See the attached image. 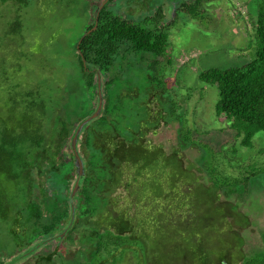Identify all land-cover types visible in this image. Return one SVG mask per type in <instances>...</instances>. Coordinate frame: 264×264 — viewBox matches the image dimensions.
Returning <instances> with one entry per match:
<instances>
[{"label":"trees","instance_id":"16d2710c","mask_svg":"<svg viewBox=\"0 0 264 264\" xmlns=\"http://www.w3.org/2000/svg\"><path fill=\"white\" fill-rule=\"evenodd\" d=\"M11 1L20 7L28 4V0ZM103 1L76 47L83 85L88 89L97 88V72H108L124 54L160 56L168 46L166 26L160 24V7L154 15L135 21L113 13L109 9L113 0ZM179 8L192 12L187 4ZM96 13V27L91 29ZM252 24L256 46L251 60L239 66L210 67L198 75L200 81L216 84L219 98L215 115L229 120L235 135L241 138L240 144L247 147L251 146L254 134L264 130L263 0ZM10 26L14 33L21 28L18 11ZM112 81L110 78L101 82L107 91L103 93L101 112L79 134L77 144L83 152L84 173L78 182L73 156L76 179L72 188H80L81 210L74 209L71 217L70 200L67 211L47 221L41 220L40 205L29 199L32 174L45 167L54 172L64 168L67 162L62 149L77 125L73 127L67 119L69 113H64L62 107L50 111L39 86L22 87L16 83L10 87L4 112L0 111V177L5 186L0 201L9 200L15 205L12 220L41 224L40 231L38 227L33 231L47 235L37 243L41 246L47 241L45 237L54 234L59 221L69 217L65 228L70 235L76 230L80 241L87 237L95 244L91 264H130L129 253L134 256L132 251L147 249L151 254L139 264H188L196 253L209 264H264V232L262 249L245 255L239 230L249 225V218L237 204L222 199L220 193L222 188L246 185L250 178L264 175V165H248L244 173L235 176L224 174L213 160L216 154L208 144L196 142L190 130L184 129V142L190 141L193 147L208 151L207 177L204 176L178 150L166 153L161 145L146 138L147 133L156 131L163 118L161 112L157 121L148 126L145 116L132 114L128 109L123 115L119 100L111 92ZM153 97L154 93L143 102L148 118L154 117ZM47 121L50 130L45 127ZM2 217L7 219L9 215ZM13 243L15 247L27 246L18 238V230H14ZM36 249L30 247L7 262L0 260V264H16L24 253L31 254ZM56 251L41 254L36 264H54Z\"/></svg>","mask_w":264,"mask_h":264},{"label":"rangeland","instance_id":"374dc122","mask_svg":"<svg viewBox=\"0 0 264 264\" xmlns=\"http://www.w3.org/2000/svg\"><path fill=\"white\" fill-rule=\"evenodd\" d=\"M101 1L28 0L25 7L11 0L0 2V111L4 112L10 87L16 83L22 87L39 86L50 111L62 107L64 113H69L67 119L74 128L81 118L95 110L97 88L88 89L83 85L76 45L93 22L95 9ZM260 1L113 0L109 4V9L116 15L135 21L154 15L160 7L163 16L160 24L166 26L168 46L160 56L124 54L112 69L101 74V82L113 79L111 92L114 99L119 100L123 115L128 109L132 114L145 116L148 126L157 121L161 112L163 118L156 131L147 133L146 138L161 145L166 153L178 150L206 177L208 151L193 147L190 141L184 142V129L190 130L196 142L208 144L216 154L213 160L219 169L225 171L224 174L235 176L244 173L248 165H264V130L254 134L251 146H242L241 138L230 127L231 122L215 115L219 98L216 84L198 78L199 73L207 68L239 66L254 57L256 40L252 23ZM182 4H187L192 12L180 9ZM17 11L21 16V28L14 33L10 31V25ZM101 90L102 94L107 93L103 86ZM152 93L154 117L148 118L143 102L149 100ZM45 127L51 129L48 121ZM70 142L71 136L62 149L67 162L62 170L54 172L45 167L40 173L34 170L32 174L29 199L40 205L43 221L67 211L70 200L75 210H81L78 202L80 188H72L76 173L72 167L74 154ZM77 148L83 156L79 143ZM3 186L0 177V192L4 191ZM119 192L123 194V191ZM220 193L222 199L237 204L238 209L248 216L249 225L239 230L242 249L245 255L257 253L263 247L264 175L250 178L246 185L222 188ZM14 208L9 200L0 201V260L6 262L35 246L45 236L33 232L36 227L40 231L41 224L12 220ZM4 214L9 217L3 218ZM68 218L55 226L54 234L61 233L59 239L53 238L39 245L16 264H36L41 254L54 249L57 250L54 264H91L95 244L87 241V237L84 238L86 241H80L76 230L71 235L67 229L63 230ZM14 230H18V238L27 246H14ZM132 253L134 256L129 253L128 257L130 264H139L149 257L151 250L139 253L134 250ZM206 263L196 253L188 264Z\"/></svg>","mask_w":264,"mask_h":264},{"label":"water","instance_id":"95a60500","mask_svg":"<svg viewBox=\"0 0 264 264\" xmlns=\"http://www.w3.org/2000/svg\"><path fill=\"white\" fill-rule=\"evenodd\" d=\"M97 16H98V13H96V15H95V23H94V25H93V27L91 29H94L96 27ZM76 47L78 49V43H77ZM82 60H83L84 65H85V61H84L83 57H82ZM96 83H97V98H98L97 106H96L95 110L91 114H88L86 117H84L77 124V127H76V129H75V131H74V133H73V135L71 137L70 146H71V149H72L73 154H74L75 166H76V170H77L76 182H78L80 180L81 176L84 173L83 160H82L81 155H80V153L78 151V148H77V140H78L79 134H80L83 126L87 122H89L90 120H92L93 118L97 117L100 114L101 109H102V105H103V94H102V90H101V88H102V86H101V74L99 72L96 73ZM73 214H74V207L71 204V217H73ZM38 246H39V244L35 245V247H38ZM33 249L34 248H31L30 250H33ZM26 253H28V252H26ZM26 253H24V255Z\"/></svg>","mask_w":264,"mask_h":264},{"label":"flooded vegetation","instance_id":"af4514ba","mask_svg":"<svg viewBox=\"0 0 264 264\" xmlns=\"http://www.w3.org/2000/svg\"><path fill=\"white\" fill-rule=\"evenodd\" d=\"M66 228L64 227L63 228V230H65ZM61 234V233H60ZM60 234H51V236H48V237H45V239L48 241V240H52L53 238H54V236H56V235H59L60 237H61V235ZM45 236H47V235H45Z\"/></svg>","mask_w":264,"mask_h":264}]
</instances>
